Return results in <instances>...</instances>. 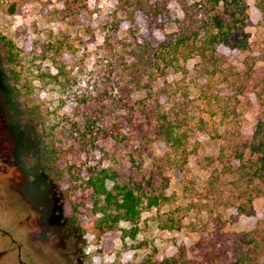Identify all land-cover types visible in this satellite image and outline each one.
<instances>
[{"label": "rangeland", "instance_id": "1", "mask_svg": "<svg viewBox=\"0 0 264 264\" xmlns=\"http://www.w3.org/2000/svg\"><path fill=\"white\" fill-rule=\"evenodd\" d=\"M258 1L246 0L249 18L242 32L248 49L220 46L226 78L210 87L199 58L185 64L187 75L173 72L166 80L130 70L128 46L135 38L162 40L175 31L184 17L176 1L157 28L142 13L131 24L118 0H0V38L14 42L21 65L15 85L0 41V264H144L147 258L172 259L180 248L192 264L205 255L214 264H229L234 235L264 219L263 196L253 200L252 215L239 210L248 205L244 193L257 183L238 171L239 157L250 159L248 147L259 145L256 133L264 123V15ZM34 106L42 110L43 124L29 116ZM218 106L228 112L225 124L215 114ZM168 123L182 136L177 153L157 136ZM81 134L104 149L116 142L112 135H120L132 151H145L137 154L141 176L153 175L149 188L171 196L166 205L143 211L135 240L121 231L98 236L89 214L79 212L78 224H70L71 200L78 201L80 192L71 190L77 178H70L69 168L77 176L82 164L95 165L100 156L55 160L46 147L49 135L68 149ZM183 149L186 164L173 169L169 155L181 161ZM125 151L110 163L129 174ZM177 209L186 229L160 230L158 215Z\"/></svg>", "mask_w": 264, "mask_h": 264}, {"label": "trees", "instance_id": "2", "mask_svg": "<svg viewBox=\"0 0 264 264\" xmlns=\"http://www.w3.org/2000/svg\"><path fill=\"white\" fill-rule=\"evenodd\" d=\"M85 2L86 0H81ZM176 1L183 13V19H177L175 22L176 29L174 32L164 36L162 40L152 37L143 43H138L135 38L128 48L130 54L133 55V63L131 71L136 75L146 76L147 74H156L155 79L166 80L168 74L180 72L187 75L188 71L185 64L194 58L201 60L202 71L207 77L209 86L216 84V79L222 82L225 78L227 70L225 69L226 57L219 53L220 46H226L231 49H239L246 51L249 47L247 36L242 32L243 26L247 23L249 15L246 0H118L119 11L126 14L128 21L134 24L138 13H142L150 27L161 28L163 20L169 17V3ZM257 8L264 15V0H259ZM16 13L15 5L10 8L11 15ZM133 33V29H130ZM6 66L9 68L8 75L15 85L21 82V68L18 54L14 42L7 38H0ZM127 48V49H128ZM58 79L57 75L54 77ZM154 80V79H152ZM137 84V82H136ZM150 85V84H149ZM140 87V85L137 84ZM148 86V85H147ZM127 88V87H124ZM21 92V89H18ZM167 93V91H164ZM207 95V92L205 93ZM219 95V94H218ZM150 97H152L150 93ZM215 111L220 116L221 123L227 121V111H222L218 106ZM29 109V116L35 120H39L43 124L41 117V109L34 106ZM236 113V111H235ZM214 114V113H213ZM164 120H167L164 117ZM168 126L158 127L157 136L163 140L170 150L176 153L183 145L182 136L177 135L172 130V124ZM156 133V132H155ZM261 133L264 136V123H260L256 133L255 140L259 141V145L255 142L249 145L250 159H245L241 155L238 171L242 174L249 175L252 181L255 179L257 183L251 186L248 193H244L248 198V205L239 207L240 212L246 215H252L251 207L253 200L257 197H264V137L262 141L257 137ZM69 134L65 135L68 136ZM84 134L80 139L74 138V143H70V148L65 149L57 146L53 135L48 137L47 151L55 160L64 159L68 156L76 158L85 155L88 160H95L96 156L99 161L95 165L82 164L79 167L78 175L72 173L73 167L69 168L71 176L77 178L72 180L71 190L74 194L80 192L78 201L71 200V206L74 216L70 220V224H78L77 214L80 212L84 215H90L94 218L93 229L98 236L121 231L123 238H131L135 240L140 232V223L142 221L143 211L152 210L166 205L171 196L166 195L164 191L152 190L154 186V176L150 175L149 179L141 176L142 162L137 161L138 151H132L129 145H124L120 135H112L116 141L111 149H104L96 143H88ZM112 139V140H113ZM72 144V145H71ZM126 157H122L128 164L129 174L119 167H114L110 163L112 158L122 155L124 149ZM145 152V151H144ZM143 151L139 153L142 157ZM183 156L181 161L175 162L168 159L173 169H177L186 164V149L181 151ZM256 152L259 156L255 159ZM108 160V165H105ZM125 161L122 162L125 164ZM124 164H121L124 166ZM81 176H84L81 178ZM80 181L79 184H77ZM111 182V186H108ZM163 184V188H167ZM80 190V191H79ZM159 191V192H158ZM68 199H70L68 197ZM250 206V207H249ZM251 208L249 211L248 209ZM83 209V210H81ZM179 210H172L167 213L158 215L159 229L162 231H182L186 229L183 220L177 217ZM127 222L130 224L129 229H120V224ZM140 244L137 248H142ZM264 256V219L261 225L247 232H241L234 235L231 244V258L229 264H259L260 259ZM144 264H192L186 262L182 249H179L176 257L172 259H164L163 261H153L147 258ZM193 264H214L213 257L205 255L204 259Z\"/></svg>", "mask_w": 264, "mask_h": 264}, {"label": "flooded vegetation", "instance_id": "3", "mask_svg": "<svg viewBox=\"0 0 264 264\" xmlns=\"http://www.w3.org/2000/svg\"><path fill=\"white\" fill-rule=\"evenodd\" d=\"M73 231H75V229H74V230H73L72 228H69V229H68V232H69V233H72ZM73 234H76V231H75ZM76 235H77V234H76ZM76 244H79V243H76Z\"/></svg>", "mask_w": 264, "mask_h": 264}]
</instances>
